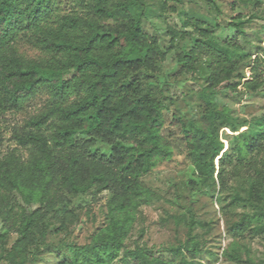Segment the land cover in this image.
Returning a JSON list of instances; mask_svg holds the SVG:
<instances>
[{
  "label": "trees",
  "instance_id": "1",
  "mask_svg": "<svg viewBox=\"0 0 264 264\" xmlns=\"http://www.w3.org/2000/svg\"><path fill=\"white\" fill-rule=\"evenodd\" d=\"M69 1L72 8L63 13L56 9L58 0H0V119L22 110L38 94L48 95L42 109L11 129L15 147L0 158V217L20 225V237L8 252L11 264H17L18 251L31 242L33 232L43 236L49 232V227H39L46 211L70 215L65 210L72 200L105 191L112 194L109 225L89 244L76 247L77 259L66 258L65 264H195L202 249L192 238L167 248L171 259L156 256L152 248L131 249L125 243L134 210L154 197L142 178L173 157L171 143L162 133L168 108L150 87L142 88L140 78L154 75L167 54L158 38L144 30L145 6L142 0ZM159 1L165 8L166 0ZM208 2L215 6L213 0ZM231 26L245 36L241 22ZM169 31L174 47L181 34ZM20 35L29 37L42 56L18 54L15 43ZM235 45L197 40L191 51L177 57L182 73L194 71L202 57L210 60L205 114L202 121L183 126L182 138L189 160L204 180L213 179L216 160L223 161L218 135L228 124V109L218 108L216 88L245 79L232 62ZM247 68L252 81L245 85L256 92L264 86V58H255ZM96 141L109 147L108 156L92 151ZM237 152L249 154L251 161L248 166L236 165L233 174L264 182V118L260 134L246 137ZM14 194L24 206L16 205ZM247 201L255 213L233 224L232 235L264 234V190L253 183ZM33 206V211L26 209ZM5 236L0 234L2 245ZM231 259L258 264L249 254L245 261L237 255Z\"/></svg>",
  "mask_w": 264,
  "mask_h": 264
},
{
  "label": "rangeland",
  "instance_id": "2",
  "mask_svg": "<svg viewBox=\"0 0 264 264\" xmlns=\"http://www.w3.org/2000/svg\"><path fill=\"white\" fill-rule=\"evenodd\" d=\"M213 1L215 6L208 0H166L164 8L159 0H142L144 30L158 38L167 54L154 75L140 78L142 88L150 87L158 98L164 99L168 108L164 112L162 133L171 143L173 157L142 178L154 191V197L147 203L141 202L134 210L125 243L131 249L136 246L152 248L156 256L171 259L166 249L180 247L192 238L202 249L195 264H237L231 256L237 255L245 261L247 254L256 263L264 264V234L245 232L236 236L229 233L233 224L255 213L253 205L247 201L252 184L264 190V182L249 179L243 173L241 176L233 174L236 165L248 166L251 161L249 154H238L237 146L246 137L260 134L264 118V86L253 92L245 85L252 81V72L250 68L245 69L246 64L257 57L264 58V0ZM71 8L69 0H58L56 9L60 12H68ZM141 11L136 10L137 13ZM191 20L201 24H193ZM235 22L242 23L245 36L231 26ZM170 29L181 34L174 47H171ZM206 30L209 33L204 35ZM210 38L221 44L226 41L236 44L231 47L232 62L245 74V79L239 84L236 78L216 88L214 97L219 109H228V124L218 135L223 161L217 159L214 178L204 180L189 160L182 138L183 126L202 121L205 114L204 89L208 85L210 60L202 57L194 71L182 73L177 57L191 51L197 40ZM15 49L28 58L42 56L41 50L23 35L19 36ZM47 99L46 93H40L22 110L7 112L0 119L3 134L0 158L15 147L11 129L23 125L29 116L44 107ZM92 151L110 154L109 147L100 141L95 142ZM12 197L18 207L24 206L17 195ZM237 197L242 200H235ZM111 198L112 194L105 191L72 200L65 210L70 215L62 210L46 211L39 227L47 226L49 232L44 236L33 232L31 242L19 249L17 264H65L66 258L75 261L76 247L89 244L109 225L107 212ZM26 209L33 211L35 206ZM256 224L252 223L251 227ZM19 228L20 225L6 223L0 217V234L6 235L4 245L0 240V264H11L8 252L20 237ZM83 259L78 256L80 262Z\"/></svg>",
  "mask_w": 264,
  "mask_h": 264
}]
</instances>
